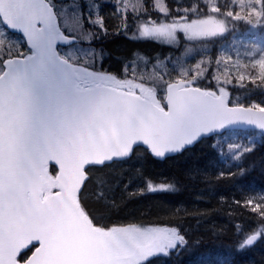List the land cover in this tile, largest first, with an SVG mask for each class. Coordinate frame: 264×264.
<instances>
[{"label": "snow or ice", "instance_id": "snow-or-ice-1", "mask_svg": "<svg viewBox=\"0 0 264 264\" xmlns=\"http://www.w3.org/2000/svg\"><path fill=\"white\" fill-rule=\"evenodd\" d=\"M58 3L0 0V264H152L184 246L185 237L175 227L100 223L89 203V184L106 180L94 170L130 158L141 145L163 158L204 138L230 135L237 125L264 133V106L233 102L220 75L212 77L216 90L200 87L208 71L204 60L175 77L159 71L120 77L96 67L95 51L87 58L62 51L72 32L90 41L81 15L66 14ZM157 7L168 14L164 5ZM204 7L209 11L191 5L179 18L145 22L139 35L174 43L178 33L189 40L217 37L228 18L255 17L264 24V0H237L236 12L222 11L228 5L218 0H204ZM89 22L106 31L102 18ZM17 32L26 51L12 41ZM259 53L231 65L236 86L247 89V81L264 88V47ZM231 59L221 53L216 60L223 62L225 85L232 84ZM230 147L241 155L252 150ZM173 189L167 182L147 183L149 192ZM95 199H106L102 190ZM246 203L254 205L261 227L245 235L239 250L264 240V200Z\"/></svg>", "mask_w": 264, "mask_h": 264}, {"label": "trees", "instance_id": "trees-1", "mask_svg": "<svg viewBox=\"0 0 264 264\" xmlns=\"http://www.w3.org/2000/svg\"><path fill=\"white\" fill-rule=\"evenodd\" d=\"M70 1L65 0L64 4V0H59L58 7H66ZM218 2L228 5L222 11H239L234 7L237 0ZM158 4L167 7V15L159 11ZM191 5H196L198 11H209L204 0H73L69 14L81 15L90 43L85 42L82 32H72L74 40L61 45V50L78 51L83 58H87L85 53L95 51L99 54L96 67L120 77L125 71L171 72L175 77L182 68L194 69L196 63L204 60L208 71L198 81L199 85L216 90L217 82L212 77L220 75L221 86L230 92L233 102L238 98L245 105L255 101L264 106V88L247 81V89L236 86L234 77L238 73L230 70L227 76L232 84L225 85L223 62L216 64L225 48L240 37L250 42L256 54L264 47V24L255 17L228 18L223 34L204 40H189L178 33L176 42L167 43L139 35L141 24L179 18L182 10ZM99 18L106 31L89 22ZM12 41L22 51L27 50L22 35L13 34ZM235 144L252 150L241 155L239 149L230 147ZM238 155L239 159H235ZM54 167L51 165L50 170ZM93 174L106 180L99 186L89 184V203L100 223L175 227L185 237L184 246H178L168 255L156 256L152 264H264V240L238 249L246 234L261 227V217L251 211L254 205L246 203L264 194V133L261 131L238 129L230 135L204 138L165 158H157L146 147L139 146L130 158L113 161L107 168L95 169ZM149 182L171 183L174 189L149 192ZM101 190L106 199L97 202L95 194Z\"/></svg>", "mask_w": 264, "mask_h": 264}, {"label": "rangeland", "instance_id": "rangeland-1", "mask_svg": "<svg viewBox=\"0 0 264 264\" xmlns=\"http://www.w3.org/2000/svg\"><path fill=\"white\" fill-rule=\"evenodd\" d=\"M63 2V0H61ZM65 4V0L63 2ZM63 8V11L70 15L69 14V11L68 9H73V0H71L69 2V4L64 7L62 6ZM250 42L246 39H242L241 37L238 38L237 40H235V42L229 44L226 48H225V51H223L224 53H227L228 55L231 56V62H230V67H229V70L230 71H234L236 72V69L235 67L231 66V65H234L237 61V59L239 58V61H247L250 60L252 58V53L254 51L253 48L250 47ZM260 53L256 54L257 56L259 55ZM129 71H125L124 74L122 76H128L129 75ZM130 78V76H129ZM259 198H253L252 201L253 202H260L262 200H264V194H261L260 196H258ZM252 247V246H251Z\"/></svg>", "mask_w": 264, "mask_h": 264}, {"label": "water", "instance_id": "water-1", "mask_svg": "<svg viewBox=\"0 0 264 264\" xmlns=\"http://www.w3.org/2000/svg\"><path fill=\"white\" fill-rule=\"evenodd\" d=\"M19 33V32H18ZM72 39V38H71ZM200 86V85H199ZM200 87H202V88H204L203 86H200ZM234 129H242V130H246V129H254V130H258V131H261V130H259V129H257V128H255L254 126H250V125H237V126H234ZM141 146H143V145H141ZM144 147H146V146H144ZM147 148V147H146ZM174 154H176V153H170V154H167L165 157H168V156H172V155H174ZM165 157H163V158H165ZM124 159H126V158H124ZM124 159H117V160H124ZM114 161H116V160H114ZM54 164V163H53ZM259 241V240H258ZM257 241V242H258ZM256 242V243H257ZM255 243V244H256ZM254 244V245H255ZM253 245V246H254Z\"/></svg>", "mask_w": 264, "mask_h": 264}, {"label": "bare ground", "instance_id": "bare-ground-1", "mask_svg": "<svg viewBox=\"0 0 264 264\" xmlns=\"http://www.w3.org/2000/svg\"><path fill=\"white\" fill-rule=\"evenodd\" d=\"M259 193V192H258ZM257 196V195H256ZM260 196V195H259ZM257 198H259V197H257ZM260 199V198H259Z\"/></svg>", "mask_w": 264, "mask_h": 264}]
</instances>
